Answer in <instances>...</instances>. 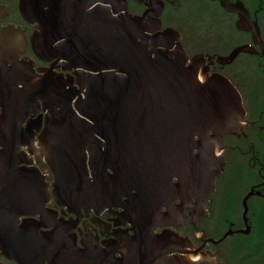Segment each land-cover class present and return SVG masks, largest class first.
<instances>
[{
  "label": "water",
  "instance_id": "95a60500",
  "mask_svg": "<svg viewBox=\"0 0 264 264\" xmlns=\"http://www.w3.org/2000/svg\"><path fill=\"white\" fill-rule=\"evenodd\" d=\"M18 2L21 18L36 30L32 38L35 55L45 57L46 62L55 60L62 70L77 69L80 90L69 77L64 79L53 70H45L38 78L31 64H18V45L25 46L26 41L19 44L18 28L0 29V55L5 57L0 59V145L5 147V133L12 138V159L6 167L1 152L0 169L10 170L0 172V205H12L13 209L11 225L0 226L3 254L26 264L25 253H20L24 250L21 239L36 236L37 243L45 236L35 225H18L17 220L25 215L28 204L34 203L35 193L46 189H37L30 178L34 174L19 166L26 163L19 148L28 131L41 125L42 118L25 122L41 112L46 115L45 146L52 144L54 162L64 178L76 174L82 182L86 174L84 152L92 148L87 127L115 126L120 132L113 129L96 134L105 140L115 138V146L120 135L123 137L124 144L115 149L123 156L121 172L125 177L134 178L141 167L157 163L155 166H165L170 175L177 173L182 183L194 188L198 202H209L215 177L224 165L218 140L241 134L247 125L242 99L234 86L222 75L210 76L203 56L190 59L178 32L160 30L158 13L133 17L118 0ZM237 9V29L251 33L258 45L256 22L241 5ZM240 52L250 53L248 48H239L229 60ZM4 62H11L12 68H5ZM15 75L25 83L18 84ZM6 173L12 178L5 179ZM81 197L78 193L77 201L85 202ZM86 199L94 200L95 196L88 192ZM134 231L133 236H123L127 248L120 264H222L172 232L158 235L153 225L138 226ZM174 253L178 255H171ZM61 259L67 257L61 254Z\"/></svg>",
  "mask_w": 264,
  "mask_h": 264
},
{
  "label": "flooded vegetation",
  "instance_id": "af4514ba",
  "mask_svg": "<svg viewBox=\"0 0 264 264\" xmlns=\"http://www.w3.org/2000/svg\"><path fill=\"white\" fill-rule=\"evenodd\" d=\"M118 1L133 17L158 13L160 30L171 28L178 32L190 59L203 56L210 76L225 77L241 96L247 125L241 134L218 140L224 165L215 177L209 202L202 204L193 187L191 190L182 183L177 173L170 175L165 166H155L156 160L150 167H141L134 178L125 177L121 172L123 156L115 149L124 144L123 137L120 135V143L115 146V138L105 140L96 134L113 129L120 132V127L115 126L87 127L92 148L84 152L86 174L82 182L76 174L66 180L54 162L52 144L45 146V113L30 115L25 123L41 116V125L26 134L27 140L19 148L26 163L19 166L34 174L30 178L37 189L45 186L46 194L43 190L35 193L31 200L34 203H29L25 215L17 220L18 225H35L45 236L37 243V233L32 235L34 238L21 239L24 250L20 253H25L26 264H120L127 248L123 236H133L135 228L143 225H153L158 235L172 232L201 252L214 255L222 264H264V0ZM239 5L258 26V45L251 33L237 29ZM6 27L18 28L19 44L26 41L25 46L18 45V64H31L38 78L44 76L45 70H53L64 79L69 77L80 90L77 69L62 70L55 60L46 62L45 57L35 55L32 38L36 30L21 18L18 0H0V29ZM239 48H248L250 53L240 52L229 60ZM4 66L10 69L12 63L4 62ZM13 79L18 84L25 83L19 75ZM26 128L25 124L23 129ZM5 138L0 158L4 152L6 167L12 159V138L9 133ZM4 169L10 170L1 167L0 172ZM7 177L12 178V174L6 173ZM88 192L94 194V200L86 199ZM28 193L33 191L29 189ZM78 193L85 202L77 201ZM12 210V205H0L1 227L11 225ZM3 253L0 247V264H19ZM61 254L67 259H61Z\"/></svg>",
  "mask_w": 264,
  "mask_h": 264
}]
</instances>
